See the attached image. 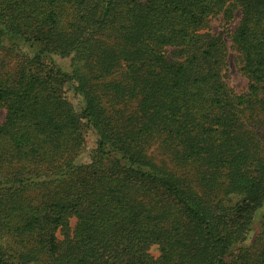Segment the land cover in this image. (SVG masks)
Listing matches in <instances>:
<instances>
[{
    "label": "trees",
    "instance_id": "obj_1",
    "mask_svg": "<svg viewBox=\"0 0 264 264\" xmlns=\"http://www.w3.org/2000/svg\"><path fill=\"white\" fill-rule=\"evenodd\" d=\"M0 108V264H264V0H0Z\"/></svg>",
    "mask_w": 264,
    "mask_h": 264
},
{
    "label": "rangeland",
    "instance_id": "obj_2",
    "mask_svg": "<svg viewBox=\"0 0 264 264\" xmlns=\"http://www.w3.org/2000/svg\"><path fill=\"white\" fill-rule=\"evenodd\" d=\"M229 12L231 13V16H225L224 14H218L217 16L210 19L209 23V34L214 38H220L227 48V55L225 57V66L223 68V76L224 81L228 85V87L233 90L237 94H242L247 91L248 87V80L243 76V74L240 71V65L238 60V54L233 50L230 37L233 33L234 29L238 25V22L240 20V10L235 8H230ZM173 49L168 50V55H171ZM55 60L61 65L63 69L66 71L70 70V60L69 59H59L55 58ZM67 96L72 100L74 105L76 107H79V100L73 98V94L71 91H67ZM5 118V111L4 109L0 108V123L4 121ZM264 130V125H263ZM94 137L91 135L86 136V150L81 154V156L78 158V162L80 163H88L89 162V156L87 152L92 148L93 146ZM156 159L161 160L162 155L159 153H156ZM264 215V205L260 209V211L257 214V218L255 220L254 229L251 232V239L252 240L258 233V230H256V225L258 224V221L260 220V217ZM72 221V226H73ZM149 253L153 257H158L159 250L158 247L153 246L149 250Z\"/></svg>",
    "mask_w": 264,
    "mask_h": 264
}]
</instances>
